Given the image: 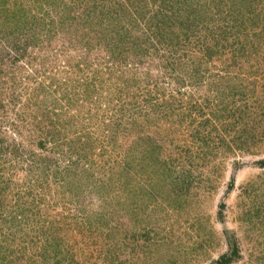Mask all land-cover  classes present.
I'll return each mask as SVG.
<instances>
[{
	"label": "rangeland",
	"instance_id": "1",
	"mask_svg": "<svg viewBox=\"0 0 264 264\" xmlns=\"http://www.w3.org/2000/svg\"><path fill=\"white\" fill-rule=\"evenodd\" d=\"M0 264H264V0H0Z\"/></svg>",
	"mask_w": 264,
	"mask_h": 264
},
{
	"label": "trees",
	"instance_id": "2",
	"mask_svg": "<svg viewBox=\"0 0 264 264\" xmlns=\"http://www.w3.org/2000/svg\"><path fill=\"white\" fill-rule=\"evenodd\" d=\"M1 70V69H0ZM1 73V72H0ZM2 106V101L0 99V107ZM264 165V163H262ZM230 259L231 258H225V257H222L218 262L217 264H228L230 262Z\"/></svg>",
	"mask_w": 264,
	"mask_h": 264
}]
</instances>
